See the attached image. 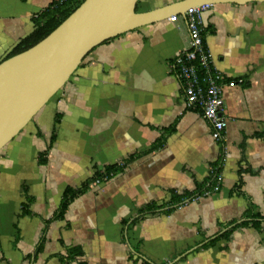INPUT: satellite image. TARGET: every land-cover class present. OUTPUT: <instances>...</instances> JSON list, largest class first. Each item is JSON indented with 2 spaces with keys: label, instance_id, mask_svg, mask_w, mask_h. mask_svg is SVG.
<instances>
[{
  "label": "crops",
  "instance_id": "obj_1",
  "mask_svg": "<svg viewBox=\"0 0 264 264\" xmlns=\"http://www.w3.org/2000/svg\"><path fill=\"white\" fill-rule=\"evenodd\" d=\"M56 1L0 0V63ZM189 1L139 0V13L163 17L94 48L0 151V264H264V221L205 246L249 211L264 215V2L219 3L203 14L214 66L242 80L224 87L228 125L217 142L186 106L174 69L190 47ZM217 163L218 191L167 211L174 193L208 183ZM117 164L126 168L89 184ZM87 183L55 220L66 190ZM152 204L165 207L142 212ZM73 247L82 251L75 261Z\"/></svg>",
  "mask_w": 264,
  "mask_h": 264
},
{
  "label": "water",
  "instance_id": "obj_2",
  "mask_svg": "<svg viewBox=\"0 0 264 264\" xmlns=\"http://www.w3.org/2000/svg\"><path fill=\"white\" fill-rule=\"evenodd\" d=\"M138 2L85 0L38 44L0 63V151L68 83L94 48L163 17V11L139 13ZM251 2L264 0H192L182 7Z\"/></svg>",
  "mask_w": 264,
  "mask_h": 264
},
{
  "label": "built area",
  "instance_id": "obj_3",
  "mask_svg": "<svg viewBox=\"0 0 264 264\" xmlns=\"http://www.w3.org/2000/svg\"><path fill=\"white\" fill-rule=\"evenodd\" d=\"M213 5L205 4L189 8L185 14L190 35V47L186 49L174 63V69L182 83L185 104L188 108L198 110L202 117L208 121L212 128L215 141L223 140L228 120L225 116L226 105L223 98L225 86L234 87L239 81H228L214 66L212 55L205 43L206 31L203 14ZM178 16L171 17L176 22ZM222 181L219 174L218 182ZM102 181L96 180L94 185Z\"/></svg>",
  "mask_w": 264,
  "mask_h": 264
},
{
  "label": "trees",
  "instance_id": "obj_4",
  "mask_svg": "<svg viewBox=\"0 0 264 264\" xmlns=\"http://www.w3.org/2000/svg\"><path fill=\"white\" fill-rule=\"evenodd\" d=\"M85 0H58L52 3L49 7L45 10L40 12L36 17L33 18V31L30 35L22 39L19 45L7 56L6 59L15 56L21 52L28 50L29 48L33 47L34 45L38 44L44 38H46L49 34H51L56 28H58ZM5 59V60H6ZM56 96V95H55ZM54 96V97H55ZM58 122L59 120L56 119ZM56 138L55 132L51 138V144ZM163 146V142L158 143L156 146H153L151 150H156ZM41 163H46L44 157H42ZM126 168V164L123 165H110L104 169L103 172L97 173L96 176L89 182V184L94 183L96 180H108L112 176L122 172ZM221 172V165L217 163L212 171L210 181L208 183L199 185L197 190L194 193H186L185 195H178L174 193L169 201L170 208L167 211L173 210L176 206L181 205L188 199L198 198L199 196L208 195L212 192H216L220 188V183L218 182V176ZM89 184L87 183L82 188H68L64 194L63 200L60 204L59 210L57 211L56 215L54 216L55 220L63 219L65 213L72 203L74 199H76L79 195L84 193ZM240 190V187L238 188ZM165 206H156L155 204L148 205L144 211L147 213H155L160 209H163ZM23 214L28 215L30 214L29 211V203L26 204L23 208ZM246 221L242 222L239 225L234 226L232 229L224 232L216 239L209 242L207 245H212L213 243L217 242L220 239L226 238L228 239L230 235L239 227L252 225L257 230H261V224L264 221V215L261 213H254L249 211L246 215ZM82 255V251L78 247H73L68 250V260L75 261L77 257ZM83 264V263H79Z\"/></svg>",
  "mask_w": 264,
  "mask_h": 264
},
{
  "label": "rangeland",
  "instance_id": "obj_5",
  "mask_svg": "<svg viewBox=\"0 0 264 264\" xmlns=\"http://www.w3.org/2000/svg\"><path fill=\"white\" fill-rule=\"evenodd\" d=\"M57 94H58V93H57ZM57 94H56V95H57ZM52 99H54V97H53ZM52 99H51V100H52Z\"/></svg>",
  "mask_w": 264,
  "mask_h": 264
}]
</instances>
